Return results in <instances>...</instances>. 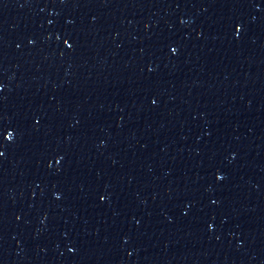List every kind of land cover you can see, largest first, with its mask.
Wrapping results in <instances>:
<instances>
[{"label":"water","instance_id":"water-1","mask_svg":"<svg viewBox=\"0 0 264 264\" xmlns=\"http://www.w3.org/2000/svg\"><path fill=\"white\" fill-rule=\"evenodd\" d=\"M0 264H264V0H0Z\"/></svg>","mask_w":264,"mask_h":264}]
</instances>
